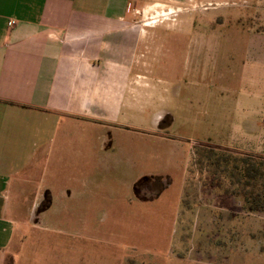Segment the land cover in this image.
Returning a JSON list of instances; mask_svg holds the SVG:
<instances>
[{
    "label": "crops",
    "instance_id": "0c3cea01",
    "mask_svg": "<svg viewBox=\"0 0 264 264\" xmlns=\"http://www.w3.org/2000/svg\"><path fill=\"white\" fill-rule=\"evenodd\" d=\"M212 2L229 5L227 0H0V264H16L15 254L27 234H45L57 207L67 210L70 219L56 223L54 214L53 245L61 246L64 237L76 244V253L86 255L93 241L88 236L92 223L88 226L77 216L80 210H94V196L108 176L133 171L127 190L140 203L145 201L137 197L136 180L160 177L168 188L172 179L166 173L139 169L137 174V158L118 153V134L137 130V109L140 114L146 110L150 119L143 131L172 141L164 130L174 118L160 97L172 94L165 53L170 51L172 58L173 48L167 42L155 44L169 29L137 26V13L163 3L176 8L215 7ZM191 29L195 27L187 28ZM227 47L217 45L224 48L220 56L231 61L233 50ZM213 49L217 52L216 44ZM206 50L202 40L192 56H203ZM262 56L256 62L264 67ZM156 76L165 77V82ZM160 83L167 85L160 88ZM194 94L199 108L204 98ZM138 100L144 107L137 108ZM262 101L261 107L240 112L227 144L213 145L264 157V96ZM192 103L186 100L187 111ZM198 112L199 124L203 118ZM187 180L186 174L179 199L184 206L185 194L202 197L216 192L212 187L191 189ZM111 195L116 193L108 190L104 203L97 204L118 209L121 203ZM201 197L194 202L203 209L215 201L206 204Z\"/></svg>",
    "mask_w": 264,
    "mask_h": 264
},
{
    "label": "rangeland",
    "instance_id": "374dc122",
    "mask_svg": "<svg viewBox=\"0 0 264 264\" xmlns=\"http://www.w3.org/2000/svg\"><path fill=\"white\" fill-rule=\"evenodd\" d=\"M227 1V6L212 2L215 7L176 8L163 3L137 13V26L164 25L169 29L167 34H162V41L155 44L167 42L173 48L172 58L170 51L165 53L171 63L166 82L172 83V94L160 97L174 118L164 130L172 141L160 140L143 131L150 119L146 110L140 114L137 109V130L128 128L118 134L121 144L118 153L137 158V174L139 169L156 171L159 175L166 173L172 179L168 188L160 177L146 179L137 187V197L145 201L140 203L127 190L135 177L133 171L125 169L118 177L108 176L102 182V190L94 196V210H80L77 216L87 221L88 226L92 223L88 236L93 241L88 243L86 255L81 250L76 253V244L64 237L61 246L53 245L54 214L56 223L70 219L67 210L57 207L55 212L51 211L45 234L38 232L36 237L27 234L22 248L15 254L16 264H264V211L249 213L240 197L220 198L224 194L217 188L215 196L201 197L191 192L184 195L185 206L179 202L181 181L186 174L191 189L229 184L204 161L205 149L200 147L227 144L231 128L239 123L240 112L259 108L263 102L264 67L257 64L256 57L262 61L264 54V0ZM192 27L195 29L187 30ZM202 40L207 43L205 54L192 56ZM218 43L228 45L227 50L231 45V61L220 56L224 48L218 49ZM215 44L217 52L213 49ZM156 77L165 82V77ZM166 85L158 84L160 88ZM194 92L204 98L199 108ZM256 94L261 98L254 99ZM186 100L193 102L192 110H186ZM144 105L143 101H137V108ZM196 112L203 118L199 124ZM108 190L116 193L111 198L120 201L118 209L97 204L104 203ZM147 196L150 199L144 200ZM200 197L206 204L207 200L215 201L203 209L194 202ZM76 230L80 232L79 227Z\"/></svg>",
    "mask_w": 264,
    "mask_h": 264
},
{
    "label": "trees",
    "instance_id": "16d2710c",
    "mask_svg": "<svg viewBox=\"0 0 264 264\" xmlns=\"http://www.w3.org/2000/svg\"><path fill=\"white\" fill-rule=\"evenodd\" d=\"M200 148L205 149L202 158L212 167L213 172L223 175V178L229 182L226 187L211 184L212 188L219 189L225 196L240 197L243 200V208L249 213L263 212L264 157L216 146H201ZM146 179L150 178L138 179L135 188Z\"/></svg>",
    "mask_w": 264,
    "mask_h": 264
}]
</instances>
